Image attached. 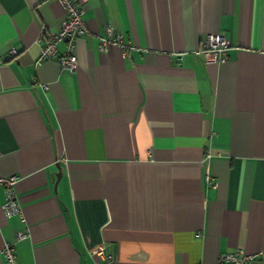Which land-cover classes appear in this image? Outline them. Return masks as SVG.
Segmentation results:
<instances>
[{
  "label": "crops",
  "instance_id": "1",
  "mask_svg": "<svg viewBox=\"0 0 264 264\" xmlns=\"http://www.w3.org/2000/svg\"><path fill=\"white\" fill-rule=\"evenodd\" d=\"M74 2L70 72L62 5L0 0V264H264V0Z\"/></svg>",
  "mask_w": 264,
  "mask_h": 264
},
{
  "label": "built area",
  "instance_id": "2",
  "mask_svg": "<svg viewBox=\"0 0 264 264\" xmlns=\"http://www.w3.org/2000/svg\"><path fill=\"white\" fill-rule=\"evenodd\" d=\"M63 7L67 16L66 20L62 23L60 31L52 35L51 42L47 43L40 52L39 62H43L47 59L54 58L57 53L56 44L59 41H65L67 44L65 52L58 58L61 69L70 72L75 71L77 67V57L74 54L75 42L79 35L84 33L85 24L82 20V10L74 2V0H57ZM123 37L120 34H116L110 24L105 27V36L100 38L99 49L106 51L110 46H119L125 51L131 49L129 45L122 44ZM228 49V42L214 34L208 35L205 41V48L201 51L207 65L223 61L226 57V51ZM11 55L13 52H10ZM2 59L0 58V64ZM16 182L15 177H0V186L4 187L6 194V202L3 205V210L7 216L21 213V207L14 200L13 186ZM25 233L18 232L16 234L17 239H22ZM2 252L5 255L7 262L14 263L15 255L13 248L9 244H5ZM94 253H103V249L100 247L94 251ZM252 257L237 254H226L222 257V262L228 264H239L251 260Z\"/></svg>",
  "mask_w": 264,
  "mask_h": 264
},
{
  "label": "water",
  "instance_id": "3",
  "mask_svg": "<svg viewBox=\"0 0 264 264\" xmlns=\"http://www.w3.org/2000/svg\"><path fill=\"white\" fill-rule=\"evenodd\" d=\"M59 178H60V174H58V176H57V181L59 180Z\"/></svg>",
  "mask_w": 264,
  "mask_h": 264
}]
</instances>
